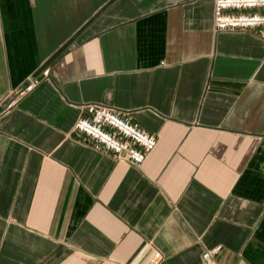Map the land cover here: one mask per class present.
<instances>
[{"label": "crops", "instance_id": "0c3cea01", "mask_svg": "<svg viewBox=\"0 0 264 264\" xmlns=\"http://www.w3.org/2000/svg\"><path fill=\"white\" fill-rule=\"evenodd\" d=\"M213 3L0 0V264H264V38ZM88 104L155 138L139 167Z\"/></svg>", "mask_w": 264, "mask_h": 264}, {"label": "built area", "instance_id": "2783aa9c", "mask_svg": "<svg viewBox=\"0 0 264 264\" xmlns=\"http://www.w3.org/2000/svg\"><path fill=\"white\" fill-rule=\"evenodd\" d=\"M214 31L259 30L264 38V0H214L212 11ZM36 81L31 80L23 92L30 91ZM23 92L19 93L21 96ZM14 101L8 102L5 109ZM87 117L78 118L71 131L82 135L97 151L107 152L115 161L139 167L145 156L155 146V138L115 109L102 105L84 106ZM217 248L204 252L201 257L212 263ZM162 256L158 251L152 253L147 264H159Z\"/></svg>", "mask_w": 264, "mask_h": 264}]
</instances>
